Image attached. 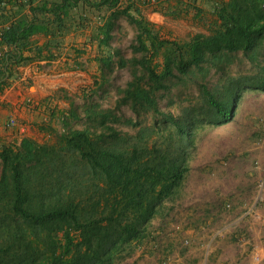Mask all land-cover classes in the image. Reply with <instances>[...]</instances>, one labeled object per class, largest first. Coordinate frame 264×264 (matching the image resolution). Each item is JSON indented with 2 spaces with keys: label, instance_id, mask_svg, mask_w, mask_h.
<instances>
[{
  "label": "trees",
  "instance_id": "obj_1",
  "mask_svg": "<svg viewBox=\"0 0 264 264\" xmlns=\"http://www.w3.org/2000/svg\"><path fill=\"white\" fill-rule=\"evenodd\" d=\"M141 3L169 18H192L208 34L163 37L141 17ZM130 9L136 34L127 59L110 40L115 20ZM71 34L88 55L95 49L102 78L114 66L128 68L131 78L118 89L115 110L90 101L79 113L71 104L58 113L62 131L53 130L52 141L23 137L0 147V264H117L130 257L149 238L153 219L180 197L200 133L232 121L244 92H264V0H0V94L19 67L54 59L52 49ZM36 35L45 39L41 46ZM238 54L252 74H226ZM81 67L67 58L68 70ZM189 87L193 103L176 114L160 108V99ZM121 106L134 117L118 115Z\"/></svg>",
  "mask_w": 264,
  "mask_h": 264
},
{
  "label": "rangeland",
  "instance_id": "obj_2",
  "mask_svg": "<svg viewBox=\"0 0 264 264\" xmlns=\"http://www.w3.org/2000/svg\"><path fill=\"white\" fill-rule=\"evenodd\" d=\"M198 5L204 9L205 21H211L214 17L209 2ZM139 7L141 17L157 25L163 37L187 40L198 33L208 34L206 26L192 18H169L146 3ZM128 15L115 20L110 40L111 46L127 59L133 56L130 49L136 34L133 17H137L132 9ZM72 49L74 58L82 65L77 71L84 76L77 77L81 83L73 90L67 88L71 94H67V102L71 99L79 113L90 101L115 110L117 91L130 80V70L114 66L102 78L93 60L95 49L91 56L87 47ZM253 72L241 54L226 69V74L232 77ZM217 78L215 73L210 76L211 81ZM195 95L191 87L174 90L170 97L160 99V108L176 114L193 103ZM30 109L37 110L33 106ZM116 113L134 117L125 106ZM58 126L57 122L55 127ZM71 126L80 128L81 122L73 120ZM46 129L39 130L36 141L53 140V129ZM120 129L127 130L123 126ZM262 179L264 92H244L232 121L200 133L180 197L167 203L161 215L153 219L150 236L143 246L117 264H264V193L256 208L257 216L244 217L246 209L256 200L257 185Z\"/></svg>",
  "mask_w": 264,
  "mask_h": 264
},
{
  "label": "crops",
  "instance_id": "obj_3",
  "mask_svg": "<svg viewBox=\"0 0 264 264\" xmlns=\"http://www.w3.org/2000/svg\"><path fill=\"white\" fill-rule=\"evenodd\" d=\"M44 40L42 35L32 37V41L39 46ZM82 45L80 36L66 35L62 38V48L58 51L52 49L54 59L32 62L18 68L19 77L0 94V147L17 145L23 137L37 139L41 126L62 131L58 113H66L72 104L71 99L67 102V94L71 95L67 93V88L73 90V87L81 83L77 77L84 76L77 69H67V58H74L76 54H73L72 48H80ZM4 48L1 47L0 52ZM45 99L49 102L44 103ZM30 106L37 110L30 109ZM10 118L16 121L13 127L6 126ZM57 122L59 126L56 128Z\"/></svg>",
  "mask_w": 264,
  "mask_h": 264
},
{
  "label": "built area",
  "instance_id": "obj_4",
  "mask_svg": "<svg viewBox=\"0 0 264 264\" xmlns=\"http://www.w3.org/2000/svg\"><path fill=\"white\" fill-rule=\"evenodd\" d=\"M37 105H35L36 107ZM16 121L13 118H10L7 122H6V126L9 127H13L15 126ZM264 193V179H262L258 185H257V189H256V200L255 202L252 203L251 206H249L246 209L245 215L244 217H256L257 213H256V208L259 206V202L262 201V195Z\"/></svg>",
  "mask_w": 264,
  "mask_h": 264
}]
</instances>
